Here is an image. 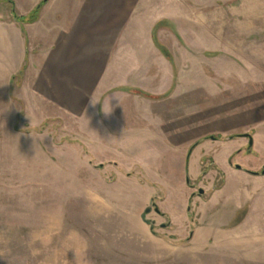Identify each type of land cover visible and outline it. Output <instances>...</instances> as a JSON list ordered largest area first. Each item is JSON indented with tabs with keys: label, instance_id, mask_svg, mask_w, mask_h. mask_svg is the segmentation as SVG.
<instances>
[{
	"label": "rangeland",
	"instance_id": "obj_1",
	"mask_svg": "<svg viewBox=\"0 0 264 264\" xmlns=\"http://www.w3.org/2000/svg\"><path fill=\"white\" fill-rule=\"evenodd\" d=\"M43 1L0 0V264H264V0H49L14 19ZM90 5L103 56L69 92L53 59Z\"/></svg>",
	"mask_w": 264,
	"mask_h": 264
},
{
	"label": "crops",
	"instance_id": "obj_2",
	"mask_svg": "<svg viewBox=\"0 0 264 264\" xmlns=\"http://www.w3.org/2000/svg\"><path fill=\"white\" fill-rule=\"evenodd\" d=\"M44 7L42 8V10L44 9ZM96 8H97L96 6L94 7V9L91 7V5H90V7L86 6L85 10L83 12V15H82V19H78V20L73 19L72 20L73 22H71V24H73V25L69 27L70 32H67L69 38H67V40L64 41L65 42L63 44L64 48L63 47L59 48L57 51V54H55L54 59H53L55 67L57 66V68H59L58 73H53V74H55L54 75L55 77H56V75H59V77L62 78V81L59 80L60 82H58L57 84L62 83L60 86H62V87L64 86L69 92L76 85V71H75V69L79 68L78 69L79 75H80V77H84L85 82H86V80H85L86 78L88 79L87 81H90L91 75H92L90 72L92 69V60H94V62L97 63V61L99 62L103 56L102 54L101 55L96 54L95 58L92 57V49H91L92 29H95L94 30V32H95L97 30L96 24H98L100 21L102 23V15H101L102 13L98 9L96 10ZM42 10L40 12L39 19L37 22L40 21ZM37 22H35V23H37ZM96 32L94 34H96ZM77 34H78V38L76 39ZM75 44H77V46H79V47L82 45V47H83V56L80 60L81 65H78V66H76V63H74V61H75L74 57L75 56L70 54L71 51H74ZM99 49L101 50V47L100 48L96 47L97 53L99 52ZM119 56H120L119 54L116 55L114 60L115 61L123 60V58L119 59ZM164 56L166 57V61H173L174 60L171 57H169L168 55H166L165 53H164ZM8 57H9V60L11 62L12 54L8 53L7 58ZM131 60H133V59H131ZM107 69H108L107 71H108L110 76H107L109 81H105V83L107 84L109 82H112L113 86L114 85L119 86V67L114 66V67H111L110 69L109 68H107ZM111 69H112V71H110ZM70 70H72V71H70ZM59 72H60V74H59ZM120 75L122 76L123 73H120ZM169 97H167V98H169ZM244 136H246L249 139L248 150H251L253 145H251L250 142H251V139L253 142V138L250 134H246ZM204 157L205 156L201 157L200 161H203ZM189 159L190 158L188 157L187 162H186L187 165L185 166L186 175L188 173H191V171L193 170V168H194L193 163L197 164L196 163L197 161L193 162V161H189ZM249 172L252 173L251 171H249ZM189 183H190V179L188 177L187 178V184H189ZM132 185L134 186V184H132ZM150 199H151V197H150ZM156 209H158V208H156ZM160 213H161V211H159V214ZM142 218H143V215H142ZM246 224H248V219L246 220Z\"/></svg>",
	"mask_w": 264,
	"mask_h": 264
},
{
	"label": "trees",
	"instance_id": "obj_3",
	"mask_svg": "<svg viewBox=\"0 0 264 264\" xmlns=\"http://www.w3.org/2000/svg\"><path fill=\"white\" fill-rule=\"evenodd\" d=\"M49 0H44L43 3H41L35 10L34 12H32L30 14V16L28 17V20H26L25 18H19L17 15H16V11H15V8L14 6L12 5V13H13V17L15 20L21 22V23H29V24H33L35 22L38 21L39 19V15H40V12L42 10V8L44 7V5L48 2ZM198 146V143H196L195 145H193L191 147V149L189 150V153H188V157L190 158L193 150Z\"/></svg>",
	"mask_w": 264,
	"mask_h": 264
},
{
	"label": "water",
	"instance_id": "obj_4",
	"mask_svg": "<svg viewBox=\"0 0 264 264\" xmlns=\"http://www.w3.org/2000/svg\"><path fill=\"white\" fill-rule=\"evenodd\" d=\"M250 144L253 145L252 139H251ZM238 168L240 169L241 167L238 166ZM263 174H264V171H263ZM199 193H200L201 195H203V194H204V190H200ZM156 212L159 213V210L156 209ZM149 213H151V209H147V210H146V214H149ZM144 217H145V215L143 216V218H144Z\"/></svg>",
	"mask_w": 264,
	"mask_h": 264
},
{
	"label": "clouds",
	"instance_id": "obj_5",
	"mask_svg": "<svg viewBox=\"0 0 264 264\" xmlns=\"http://www.w3.org/2000/svg\"><path fill=\"white\" fill-rule=\"evenodd\" d=\"M96 103H98V101L95 100V98L91 97V99H90V104L94 106ZM108 113H110V112H105L106 115H107Z\"/></svg>",
	"mask_w": 264,
	"mask_h": 264
}]
</instances>
